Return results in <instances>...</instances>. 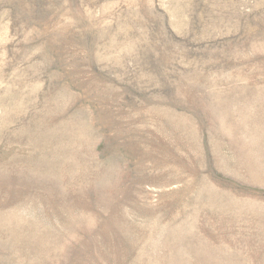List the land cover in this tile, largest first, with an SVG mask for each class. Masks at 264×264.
<instances>
[{"label": "rangeland", "instance_id": "374dc122", "mask_svg": "<svg viewBox=\"0 0 264 264\" xmlns=\"http://www.w3.org/2000/svg\"><path fill=\"white\" fill-rule=\"evenodd\" d=\"M0 264H264V0H0Z\"/></svg>", "mask_w": 264, "mask_h": 264}]
</instances>
